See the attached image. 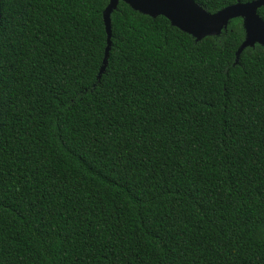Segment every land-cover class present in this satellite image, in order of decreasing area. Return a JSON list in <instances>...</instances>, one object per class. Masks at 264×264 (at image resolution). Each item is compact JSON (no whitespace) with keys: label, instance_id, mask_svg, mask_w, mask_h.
Listing matches in <instances>:
<instances>
[{"label":"trees","instance_id":"1","mask_svg":"<svg viewBox=\"0 0 264 264\" xmlns=\"http://www.w3.org/2000/svg\"><path fill=\"white\" fill-rule=\"evenodd\" d=\"M107 2L0 0V264H264V45Z\"/></svg>","mask_w":264,"mask_h":264},{"label":"water","instance_id":"2","mask_svg":"<svg viewBox=\"0 0 264 264\" xmlns=\"http://www.w3.org/2000/svg\"><path fill=\"white\" fill-rule=\"evenodd\" d=\"M132 9L151 17L164 16L171 25L190 34L196 41L209 35H217L227 27L229 20L240 17L244 38L236 50L235 62L240 52L256 43L264 45V21L257 9L264 5V0H251L229 4L213 13L203 9L194 0H121ZM119 0H108L102 11V20L106 33L104 56L97 78L104 71L111 44L110 14L117 7Z\"/></svg>","mask_w":264,"mask_h":264}]
</instances>
